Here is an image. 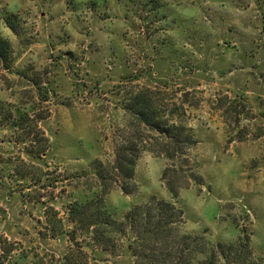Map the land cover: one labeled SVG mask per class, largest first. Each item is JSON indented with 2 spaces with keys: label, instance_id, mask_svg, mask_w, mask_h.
<instances>
[{
  "label": "rangeland",
  "instance_id": "374dc122",
  "mask_svg": "<svg viewBox=\"0 0 264 264\" xmlns=\"http://www.w3.org/2000/svg\"><path fill=\"white\" fill-rule=\"evenodd\" d=\"M198 2L182 11L207 16L215 36L195 20L178 23L171 0H0V34L12 47L10 66L3 67L13 68L19 46L30 50L16 79L5 77L0 85V238L16 243L15 259L26 253L31 263L60 264L72 253L88 264H134L128 234L116 235L106 250L93 247L90 234L71 223L70 206L103 194L107 211L120 221L152 194L171 200L167 178L179 172L201 186L185 193L196 212L231 226L213 236L210 226L194 227L189 217L184 229L212 245L248 236L250 264H264V233L254 226L264 222V0H254L259 24L249 19L243 27L231 13ZM231 3L249 8L247 0ZM70 28L90 39L77 42ZM137 88L135 95L171 101V109H156L157 115L191 127L196 142L188 148L182 136L185 153L170 160L149 156L153 190L136 185L126 194L113 165L118 148L136 145L99 142L92 123L76 112L83 105L136 116L119 97ZM43 137L47 150L31 155L26 147L38 150ZM193 152L200 159H189ZM213 159L231 178L227 194L210 173L193 171ZM205 176L213 182L206 184Z\"/></svg>",
  "mask_w": 264,
  "mask_h": 264
},
{
  "label": "trees",
  "instance_id": "16d2710c",
  "mask_svg": "<svg viewBox=\"0 0 264 264\" xmlns=\"http://www.w3.org/2000/svg\"><path fill=\"white\" fill-rule=\"evenodd\" d=\"M12 47L10 41L0 34V61L8 68L11 61ZM141 105L151 102L148 96L142 94L132 98ZM127 108L134 113L141 122L155 130L161 137L169 141L170 150L165 153L167 159L174 155H183L182 141L186 142L188 148L196 142L191 127L184 125H174L171 119L162 120L158 115L159 123L155 119L149 122L151 113H146L136 109L135 103ZM157 113L156 109H153ZM46 138H39V149L35 150L31 146L26 149L33 156L40 157L46 150ZM125 149H134L132 145H125L118 148L113 165L118 174L120 187L126 194L135 191L136 184L130 183L132 170L128 167V161L123 156ZM166 178V173L164 174ZM196 181L201 183V177L196 175ZM169 191L172 190L169 182L166 183ZM69 211L71 223L81 231L90 234L93 247L102 245L103 250L115 242L116 235L128 236V250L135 257L134 264H250L251 247L248 236L241 237L234 244L217 243L212 245L204 234L187 232L184 229L185 221L183 210H177L172 205L171 200L152 194L148 199L133 204L125 214L123 220H117L106 209L103 194H95L85 200H75ZM90 244V243H89ZM90 244V245H91ZM15 242L0 238V264H35L28 261L26 253L21 254L19 259L13 255L17 250ZM60 264H88L86 258L72 253L66 254L60 259Z\"/></svg>",
  "mask_w": 264,
  "mask_h": 264
},
{
  "label": "clouds",
  "instance_id": "9594fccd",
  "mask_svg": "<svg viewBox=\"0 0 264 264\" xmlns=\"http://www.w3.org/2000/svg\"><path fill=\"white\" fill-rule=\"evenodd\" d=\"M247 2L249 4V8L247 11L243 10V6L239 8L234 7L231 3V0H199L196 6L204 7L206 9L225 10L228 13H231L233 17H235L234 22L240 24L241 27H243V24L246 23L249 19L259 24V21L257 19L258 14L254 11V0H247ZM62 3L63 0H61V4ZM192 4L193 0H171V7L176 9L178 17L181 18L180 20H178V23H183L186 26H191L193 20H195V23L202 24L209 32L213 34V36H215L216 30L213 28L207 16L192 18L186 17L184 15L182 11L183 8L185 6H192ZM59 6L60 5H57V7ZM65 19L67 18H62L60 22H63V20ZM98 27L99 25H97V28ZM70 30L76 37L77 42L79 40L88 41L90 39L80 36L74 29L70 28ZM93 30L95 31L96 29L94 28ZM250 30V26L249 28L245 29V31ZM24 38L25 37L22 36L20 39L23 40ZM86 46L87 43H85L84 47ZM125 47L127 46L125 45ZM190 50L192 51L193 56L199 58V53H197L194 49ZM17 54L18 59L16 60L15 65L12 69H5L3 67V62L0 61V85L4 83L5 77L8 80L16 79L14 73L17 69H23L25 64L28 62L30 50H26V48L21 45L17 48ZM149 87H151V85H149ZM138 91V88L133 89L129 92L128 97H124L122 95L121 97H119V99L129 104V107H132V105L135 103L137 110L151 113L149 122H152V120L155 119L157 123H159L157 113L154 112L153 109H164L165 111H169L171 109V101H169L167 98H164L162 95H152L150 103L141 105L132 99V97ZM76 116L77 118L86 117L92 123L93 135L99 142L108 143L115 140L116 143L135 144L136 147L134 149H125L122 153L129 162L127 166L131 168L133 173L130 183H134L137 186H140L141 192L153 190L151 178L147 170V159L149 156L153 158H164L165 153L170 150L169 141L166 138L161 137L158 133L151 132L148 127L136 116L132 115L128 110L122 108L117 109L116 111H113L111 108H109L106 112H97L95 107H85L81 105L76 112ZM62 121L63 116H61V123ZM172 122L179 123L180 121L173 120ZM65 130L70 131L69 129ZM105 135L108 136V141L103 140V137ZM201 155H210V153H202ZM189 159H200V156H197L195 152H193L189 156ZM193 171L197 172L198 175H204L205 171L210 173L215 177L216 184L223 186V190L225 194H227L226 184L227 181H229L231 178L222 175V167L219 163H216L214 159L210 164L205 165L203 169L194 168ZM167 180L169 181V186L172 190V193H174L171 198V203L177 210L184 211V217H182V219L185 222H188L189 217H191L192 219L197 221L194 227H199L202 224H207L212 228L213 236L217 234L223 235L226 233V230H231L230 224L210 221L203 218L199 213L196 212V210L192 206L191 201L186 198L185 193L191 192L195 194L198 188L201 186L196 185L191 179L188 178L187 174H182L179 172L173 173L169 175ZM205 182L206 184L212 183L213 180L209 179L208 176H205ZM200 195L205 196L206 192H201ZM259 211L261 215L264 216V207L260 208ZM254 226L259 228L261 232L264 233V222L260 224H255L254 222Z\"/></svg>",
  "mask_w": 264,
  "mask_h": 264
}]
</instances>
